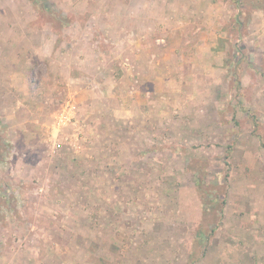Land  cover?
<instances>
[{
	"label": "rangeland",
	"instance_id": "1",
	"mask_svg": "<svg viewBox=\"0 0 264 264\" xmlns=\"http://www.w3.org/2000/svg\"><path fill=\"white\" fill-rule=\"evenodd\" d=\"M143 1L102 0L85 10H150L155 26L166 17L167 38L158 44L171 45L168 115L162 124L156 119L157 93L154 114L144 117L125 77L113 99L103 92V108L79 106L78 147L53 152L47 125L74 89L55 62L57 50H41V57L39 48L48 43L40 28L64 41L62 23L73 21L77 48L87 46L76 19L84 7L70 5L65 19V0H0V264H264V98L251 93L264 91V57L258 64L244 49L264 42L240 29L264 0H203V12L216 4L221 26L233 9L230 25L238 32L221 44L230 45L236 66L233 75L223 64L215 67L207 89L212 98L189 100L187 109L194 106L197 116L188 124L185 95L196 93L186 83L193 68L182 64V55L192 51L177 49L182 44L172 30L182 12L193 23L195 0ZM120 21L128 23L111 17L110 33L92 37L101 38V54L119 50L113 39ZM112 56L106 65L119 70ZM242 58L251 60L247 69ZM117 97L138 113H113Z\"/></svg>",
	"mask_w": 264,
	"mask_h": 264
},
{
	"label": "crops",
	"instance_id": "2",
	"mask_svg": "<svg viewBox=\"0 0 264 264\" xmlns=\"http://www.w3.org/2000/svg\"><path fill=\"white\" fill-rule=\"evenodd\" d=\"M76 1L77 0H65L68 10L61 12L60 17L65 19L71 18L70 15H72V12L70 5L74 6V4H76L77 6L75 7L78 10L83 9L84 7V10L77 13L78 17H76V19L81 20V22L78 21V33L80 34L78 35L80 37H84L85 44L87 46L77 48L76 45H80L81 38H72V32L74 31V27L72 26L73 21L62 23L63 26L61 31L62 35L65 36L64 41L60 40L59 34L53 29V31H50L51 33H48L45 28L44 30H42L43 28H40L43 35L42 42L46 41L48 44H46L45 47H40L39 49L40 51L50 50L52 52L57 50L56 54H53L55 62L58 63L57 65L61 68H59L61 70L60 73L67 78V85L70 86L71 89H74L73 94L70 96L76 97L79 102V106L92 108V106L94 107L95 105L97 108H101L102 106H105V100H103L105 97L103 96V92H106L105 94H107V100H110V98L113 99L112 97L115 96V93L121 89V84L124 83L123 79L126 77L130 84H132L130 92H132V94L133 92H136L137 99H139L134 102L140 103L141 101L140 113H142L144 117L152 116V114H154V108L152 106L154 99H151L152 95L159 93L157 94L158 97L156 99V105L159 108H155V115L158 117L156 119H158V121L162 124V117L164 115H168V92L170 89L169 83L171 82L167 75L169 65L167 61L168 56L166 55L168 54L171 45H165V47H162L158 44L161 39L165 40L167 38L164 37V33H168L169 31L166 17L161 15L159 23L160 26H155L153 23L154 16L150 10H145L144 12L137 9L134 10L130 7L131 9L128 13H121L119 10L118 14H107L106 12L102 13L100 11L94 12L85 10L89 3L101 5L102 0ZM108 1L110 0H104V3ZM131 1L134 0H130V2ZM234 1L237 2V0ZM143 2L146 3L148 0H144ZM116 3H120V0H117ZM202 4L203 0H195V14L193 15V19H191V21H193L192 24H190V21H187V18L190 17H185V12H182L181 21L173 28L174 30H172V32L175 33V36L179 38L180 43L178 44H182L179 48L175 47L173 49H182L183 52L192 51L187 55H185V53L182 55V64L193 68L192 75H188L186 83L195 84L193 92L196 93L185 95V112L182 113H184V115H191V118L188 117V119H186L187 121H184V124L191 123V120L197 116L195 115L196 111L194 106L191 107L192 111L191 109H187V104H189V106L191 105L189 100L195 102L196 100H199V98H204L209 101L207 97L209 99L212 98L210 97L207 89L209 84L215 81V73H217L215 67L223 64L226 68L229 67L231 69L230 72L233 75L234 67L236 66V62H232L230 64V58L228 57L230 45L227 44L226 46L221 44L223 37L228 36L229 33L230 35H234L238 32V28H235V25H230L231 19L234 17L233 9L230 7V12L232 13L231 18L228 16L224 18V20L229 23V26L227 25L226 27L225 24L224 26H221L217 23L220 16L217 10L213 12L216 4L210 5L208 8L209 10L205 12H203L204 10L202 9ZM67 6H65L66 9ZM112 15L116 18H120L121 20L128 19V23L126 21L123 23L120 21L118 25L119 31H117L118 37H116V35L114 36L115 39H113V43L118 45L119 50L117 52H115L114 49L110 50V52H115L114 54H110L108 51H103L105 54H101L102 49L99 45V43H102L101 38L98 37L96 42H94L92 37H94L96 33L101 31L104 32L103 29L107 30V32H105L106 35L110 33V29H113V26H108V22L106 21L109 18L114 17ZM251 15L252 18L250 19V23L246 22L247 27L243 26L240 28L242 32L241 34H243L245 38L246 36L248 37L251 35V37L253 36L256 40L259 39V37H262L264 42V8L258 7L254 9ZM92 20H102V22H97V25L99 26L95 29V31L90 29L92 30L91 32L90 30L88 31V24ZM127 24L128 26H126ZM248 24L251 25V30H248ZM219 30H221V33L218 32ZM66 35L71 36V38H67ZM104 41H107V39H104L103 42ZM252 45V48H250L247 44L244 49H246L248 57H250L249 52H252L255 62L260 64L261 62H259V56L261 55V57H264V44L260 45V43L253 41ZM80 49H82V51L86 50V52L81 53ZM156 50H161V54L159 53L160 55H158V53H153V51ZM260 51L261 53H258ZM41 53V57H44V52L41 51ZM111 56L117 60V67H120L119 70L113 71L112 68H109L110 66L107 67L106 62L109 61L107 57ZM46 57L48 59L50 58V56ZM244 59H241V67L247 69L248 63L251 60ZM95 60L97 68L93 67ZM59 66H57V68ZM88 67H91V69L88 70ZM183 74L185 75L184 70ZM257 78H259V76ZM210 91L212 92L211 89ZM111 92L113 93L110 94ZM251 93L253 98H264V91H255L252 89ZM117 99L115 98L116 101H119L118 97ZM215 99L216 98H214V100ZM124 104L126 103L119 101L118 104H115L112 112H119L122 115L126 114V116H130L129 113H138L139 110L136 109H133V111L125 110L123 108ZM91 111L94 115L101 113V111ZM104 112H106V109H104Z\"/></svg>",
	"mask_w": 264,
	"mask_h": 264
},
{
	"label": "built area",
	"instance_id": "3",
	"mask_svg": "<svg viewBox=\"0 0 264 264\" xmlns=\"http://www.w3.org/2000/svg\"><path fill=\"white\" fill-rule=\"evenodd\" d=\"M53 116L52 123L47 125V137L53 152L77 148L83 127L79 121V102L76 97L70 96L62 102Z\"/></svg>",
	"mask_w": 264,
	"mask_h": 264
}]
</instances>
